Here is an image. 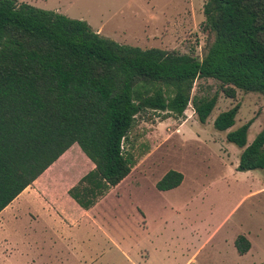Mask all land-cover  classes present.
I'll return each instance as SVG.
<instances>
[{"label": "trees", "instance_id": "obj_1", "mask_svg": "<svg viewBox=\"0 0 264 264\" xmlns=\"http://www.w3.org/2000/svg\"><path fill=\"white\" fill-rule=\"evenodd\" d=\"M208 42L203 58L142 49L103 37L83 20L0 0V213L74 144L95 165L68 194L89 210L136 167L130 134L150 112L184 117L190 106L206 124L218 103L194 97L199 79L264 94V0H206ZM240 106L220 113L214 127H234ZM166 117V118H167ZM251 119L227 134L243 149L238 169L264 174V127L248 144ZM127 146V147H126ZM169 171L156 187L178 188ZM240 255L251 250L235 239Z\"/></svg>", "mask_w": 264, "mask_h": 264}, {"label": "rangeland", "instance_id": "obj_2", "mask_svg": "<svg viewBox=\"0 0 264 264\" xmlns=\"http://www.w3.org/2000/svg\"><path fill=\"white\" fill-rule=\"evenodd\" d=\"M18 3L86 21L94 31L122 45L160 48L202 59L208 42L206 0ZM220 86L214 79H199L195 84L194 97L218 94L206 124L199 122L192 104L181 118L163 112L140 118L130 134L138 164L113 191L116 196L95 211L96 226L84 222L80 228L60 231L59 240L118 242L135 261H140L142 251L149 252L152 264H184L206 240L196 264H264V174L261 170L240 171L243 149L227 141L230 131L253 119L248 144L253 143L264 127V94L237 90L236 98L231 99ZM235 105L240 110L234 127L225 132L215 129L216 117ZM172 170L183 174L182 184L170 191L158 190L157 182ZM80 215L75 214L76 218ZM98 229L108 234L107 239ZM20 231H9L13 242L20 244L10 264H32L33 258L24 255L31 250H25L23 241L34 244L56 240L57 235L42 221L30 224V218ZM244 234H249L252 250L240 255L234 239ZM110 256L119 258L115 253Z\"/></svg>", "mask_w": 264, "mask_h": 264}, {"label": "crops", "instance_id": "obj_3", "mask_svg": "<svg viewBox=\"0 0 264 264\" xmlns=\"http://www.w3.org/2000/svg\"><path fill=\"white\" fill-rule=\"evenodd\" d=\"M78 146L74 144L33 185L25 189L0 213V264H10L20 245L13 242L9 231L20 234L21 225L29 218L30 224L32 221H42L45 228L57 234L56 240L36 241L34 244L22 240L21 245L25 247V250L28 248L31 250L28 254L24 252V255H30L33 258L32 264H152L149 252L142 251L143 256L140 261H135L118 242L114 244L112 241L108 243L93 240L74 241L70 238L59 240L60 231L80 228L84 222L95 225V211L109 197L116 196L113 191L130 176L118 186L111 188L89 210L81 208L69 196L68 191L77 185L86 174L94 170L95 165ZM136 209L143 217L142 209L138 205ZM77 213L81 215L76 218ZM98 231L107 239L106 232L101 229ZM244 236L251 242L249 234H244ZM204 242L187 258L184 264H196L204 247L207 246ZM112 253L117 254L119 258L110 256Z\"/></svg>", "mask_w": 264, "mask_h": 264}]
</instances>
